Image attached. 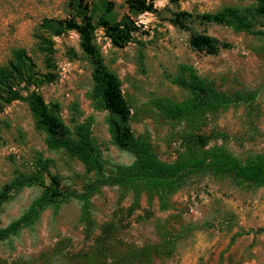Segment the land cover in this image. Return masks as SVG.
I'll list each match as a JSON object with an SVG mask.
<instances>
[{
	"label": "rangeland",
	"instance_id": "374dc122",
	"mask_svg": "<svg viewBox=\"0 0 264 264\" xmlns=\"http://www.w3.org/2000/svg\"><path fill=\"white\" fill-rule=\"evenodd\" d=\"M69 0H0V66L17 48L32 54L33 35L44 18H64ZM121 5L124 0H110ZM254 0H156L155 12L132 16L139 26L134 39L123 48L114 47L101 29L96 43L105 64L121 82L131 110V127L145 139L165 163L185 153L187 138L198 153L220 147L241 161L264 152V35L254 36L193 20L191 31L213 36L232 45L216 56L193 51L191 32L170 25L171 11L193 16L215 12L226 6L244 8ZM121 14L126 10L118 8ZM257 29L264 31V19ZM57 79L36 89L46 103L58 102L64 122L90 121L92 135L106 163L98 175L113 172L115 165H129L133 157L111 141L108 113L96 109L91 98V66L79 48L78 35L71 31L54 37ZM72 49L76 58L69 56ZM142 56L141 64L139 57ZM193 67L217 90L233 94L255 90L252 104L230 105L212 114L173 120L153 105L155 98L182 102L188 93L171 80L179 64ZM37 64L42 68L41 61ZM41 157L49 160L51 173L64 186L79 188L97 175L70 157L63 149H49L45 134L37 130L28 106L14 101L0 113V187L14 173L30 172ZM40 185L24 188L0 206V228L19 218L37 199ZM104 187L90 200L93 236L85 238L81 202L69 199L58 208L48 207L39 219L18 235L0 241V264H43L41 255H54L55 247L76 253L99 243L97 236L113 225L108 242L109 264L127 257L132 264H264V187L236 183L229 177L200 178L166 193ZM141 258L137 252L145 250Z\"/></svg>",
	"mask_w": 264,
	"mask_h": 264
},
{
	"label": "trees",
	"instance_id": "16d2710c",
	"mask_svg": "<svg viewBox=\"0 0 264 264\" xmlns=\"http://www.w3.org/2000/svg\"><path fill=\"white\" fill-rule=\"evenodd\" d=\"M155 1L124 0L119 6L110 0H69L66 17L42 19L33 35L32 54L25 48H17L12 52L11 59L0 66V113L14 101L25 102L36 129L45 134L48 148L63 149L70 157L81 162L87 172L97 175L79 188L64 186L62 179L51 173L49 160L41 157L36 158L32 171L15 172L0 187V206L24 188L40 185L45 177L49 183L19 218L0 228V241L31 227L46 208H58L69 199L81 202L84 235L85 238L92 237L95 223L90 217L89 200L104 187H117L121 191L146 190L149 194H160L161 198L168 192L208 176H224L236 183L264 187V152L248 161H241L220 147L197 154V149L191 147L189 137L185 147L187 151L181 153L173 163H165L152 151L145 139L135 136L131 127V110L122 92L120 79L105 64L96 43V31L101 29L114 47H125L133 41V35L139 30L132 16L155 12ZM119 7L127 13L121 14ZM263 19L264 0H254V4L248 7L226 6L196 16L186 11H171L167 20L175 29L191 32L189 46L193 51L216 56L222 50L231 49L232 45L204 33L192 32L193 20L200 24L227 27L235 32L263 36L264 31L257 29ZM71 31L78 35L79 48L91 66V98L96 109L108 113L111 141L118 149L133 157L131 164L115 165L109 174L98 175L105 169L106 163L92 135L90 121L74 120L72 126L67 125L62 117L60 103H46L36 90L57 79L53 38ZM69 56L76 58L72 49L69 50ZM38 60L42 68L37 64ZM139 60L141 64L142 56ZM171 80L188 93V98L182 102L155 98L153 105L173 120L212 114L230 105L252 104L257 97L255 90H239L233 94L221 92L211 82L201 78L192 66L183 63L176 67ZM111 230L113 225H106L97 236L99 243L91 244L88 250L61 253L62 249L56 246L55 253L61 255L59 264H109L107 251L110 245L107 242ZM262 231L264 227L257 230ZM145 252L146 249L141 250L134 256L141 258ZM53 257V254L48 257L46 253L41 255L43 264H54V260L50 263ZM127 257H118L112 264H132L126 260Z\"/></svg>",
	"mask_w": 264,
	"mask_h": 264
}]
</instances>
